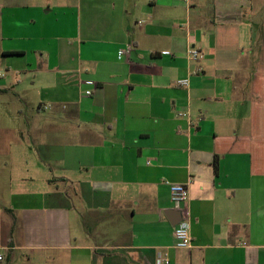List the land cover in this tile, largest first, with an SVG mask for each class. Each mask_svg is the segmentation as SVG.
Wrapping results in <instances>:
<instances>
[{"label":"crops","instance_id":"crops-1","mask_svg":"<svg viewBox=\"0 0 264 264\" xmlns=\"http://www.w3.org/2000/svg\"><path fill=\"white\" fill-rule=\"evenodd\" d=\"M19 92L0 264H264V0H0L8 129Z\"/></svg>","mask_w":264,"mask_h":264},{"label":"rangeland","instance_id":"rangeland-1","mask_svg":"<svg viewBox=\"0 0 264 264\" xmlns=\"http://www.w3.org/2000/svg\"><path fill=\"white\" fill-rule=\"evenodd\" d=\"M11 95L3 97L6 100L5 104H8L6 106H8L9 109L12 111H14L15 108L18 106L22 107L23 113L26 117L24 118L21 116L17 120H14L16 123L15 127L12 129H8V127L12 125L13 120H11V118L7 116L6 114L4 115L0 114V137L21 139V138H25L28 135V132H29L30 137H32L35 123L41 122V119L37 120L35 118L36 116H34L33 114L37 106V103L34 102L33 95L31 94V95L23 96L22 93L19 92V95L23 96L22 97L23 99H17L16 97H13ZM46 109H43L41 111V115L43 116L44 119H45V116L49 114L48 113L49 111H47ZM15 116H17L16 113H14L13 117ZM5 127H7V129H4ZM16 167L19 168L17 165ZM30 169H33V167H31ZM9 173H10V169L8 170L6 167L0 168V187L4 188L5 182L9 181L10 179ZM28 174H33V172L30 171V173ZM4 263L5 262H2L1 264H4Z\"/></svg>","mask_w":264,"mask_h":264},{"label":"built area","instance_id":"built-area-1","mask_svg":"<svg viewBox=\"0 0 264 264\" xmlns=\"http://www.w3.org/2000/svg\"><path fill=\"white\" fill-rule=\"evenodd\" d=\"M130 50L129 46L121 48L119 50L120 54L128 53ZM190 58H198L200 56L199 50L195 48H190L188 50ZM175 85L178 87H188L189 81L188 78H180L175 81ZM90 90L85 91V95H89ZM181 116L187 118V113L182 112ZM172 200L175 202H184L188 199V189L184 185H173L171 192ZM173 247L176 249L188 248L191 244L190 238V223L188 220L182 219L173 229ZM1 259V256H0ZM157 264H173L167 251L158 252L156 255Z\"/></svg>","mask_w":264,"mask_h":264}]
</instances>
